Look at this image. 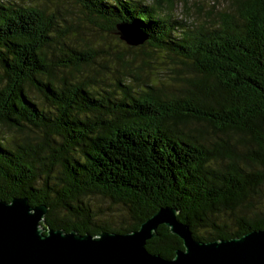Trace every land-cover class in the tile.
Here are the masks:
<instances>
[{
  "label": "trees",
  "instance_id": "obj_1",
  "mask_svg": "<svg viewBox=\"0 0 264 264\" xmlns=\"http://www.w3.org/2000/svg\"><path fill=\"white\" fill-rule=\"evenodd\" d=\"M68 1L97 38L55 7L0 0V200L91 236L136 231L161 208L197 241L264 229V0H223L195 27L172 16L178 0ZM119 25L145 41L127 45ZM151 64L166 82L142 77ZM155 233L149 253L183 249Z\"/></svg>",
  "mask_w": 264,
  "mask_h": 264
},
{
  "label": "water",
  "instance_id": "obj_2",
  "mask_svg": "<svg viewBox=\"0 0 264 264\" xmlns=\"http://www.w3.org/2000/svg\"><path fill=\"white\" fill-rule=\"evenodd\" d=\"M119 38L138 46L145 37L129 25L117 27ZM47 207L25 198L0 200V264H264V229L238 238L197 241L173 208H161L139 229L95 236L43 228ZM164 225L182 242L172 259L149 253L146 242Z\"/></svg>",
  "mask_w": 264,
  "mask_h": 264
},
{
  "label": "rangeland",
  "instance_id": "obj_3",
  "mask_svg": "<svg viewBox=\"0 0 264 264\" xmlns=\"http://www.w3.org/2000/svg\"><path fill=\"white\" fill-rule=\"evenodd\" d=\"M22 6H34L41 5L46 6L47 8H57L64 17H68L71 23H75V30L77 31L78 38L84 39L85 41H92L93 37H98L96 30H93L91 25H88L86 18L81 15L79 8H77L73 3L68 0H14ZM143 3L151 4L154 0H141ZM219 2V4H217ZM185 0V3L182 0H178L175 9L171 12L172 16L178 20H185L187 24L191 27H195L199 24L203 23V20L207 19V13L213 11V6H216V11H223L226 7L223 0ZM215 10V9H214ZM78 27V28H77ZM91 28V29H90ZM95 39V38H94ZM107 43L110 44V47L113 49H118L116 42L107 36L105 38ZM115 43V44H114ZM113 44L115 46H113ZM110 66V65H109ZM151 68H144V72L142 73V77L144 79H161V81L166 82L168 80V76L164 71L161 70V67L156 66L155 64L149 65ZM113 68V66L111 67ZM162 72V73H160ZM157 75V76H156ZM110 80V78H109ZM95 201H93L94 203ZM99 203L102 202L101 211L106 210V215L110 220H116L121 215L117 212V208L111 207L110 204L103 202V200H99ZM97 203V202H96ZM105 206V207H104ZM109 206V207H108ZM107 207V208H106ZM102 214V213H100ZM101 218L104 219L103 216ZM108 219V218H106ZM58 230V229H57Z\"/></svg>",
  "mask_w": 264,
  "mask_h": 264
}]
</instances>
